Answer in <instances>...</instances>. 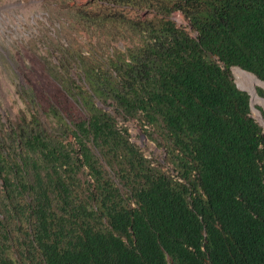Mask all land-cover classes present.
<instances>
[{
    "label": "trees",
    "instance_id": "obj_1",
    "mask_svg": "<svg viewBox=\"0 0 264 264\" xmlns=\"http://www.w3.org/2000/svg\"><path fill=\"white\" fill-rule=\"evenodd\" d=\"M74 18L97 42L63 45L56 92L29 80L28 111L0 114V264H264V0H91Z\"/></svg>",
    "mask_w": 264,
    "mask_h": 264
},
{
    "label": "rangeland",
    "instance_id": "obj_2",
    "mask_svg": "<svg viewBox=\"0 0 264 264\" xmlns=\"http://www.w3.org/2000/svg\"><path fill=\"white\" fill-rule=\"evenodd\" d=\"M90 1L0 0V114L6 122L28 111L20 92L28 86L27 81L56 92L59 82L55 74L49 72L52 62H58L55 51L58 54L63 45L88 50L97 42L98 36L87 32L84 24L74 18V12ZM174 20L178 25H186L179 13L174 15ZM257 106L264 105L253 106L254 117ZM125 125L131 141L149 159L162 164L167 162L164 147L150 137L147 127L131 121Z\"/></svg>",
    "mask_w": 264,
    "mask_h": 264
},
{
    "label": "water",
    "instance_id": "obj_3",
    "mask_svg": "<svg viewBox=\"0 0 264 264\" xmlns=\"http://www.w3.org/2000/svg\"><path fill=\"white\" fill-rule=\"evenodd\" d=\"M252 74V73H251ZM254 75V74H253ZM255 76V75H254ZM258 80H260L261 82H264V81H262L261 79H259L257 76H255ZM237 83V82H236ZM238 85V84H237ZM238 87L241 89V90H244V91H247V90H245V89H243V88H241L239 85H238ZM250 95H251V93L249 92V91H247ZM251 104H252V109H253V103H252V96H251ZM264 107V106H263ZM258 111H259V113H260V117H258L256 114H255V117L261 122V124L264 126V116H263V114H262V111H261V109H258Z\"/></svg>",
    "mask_w": 264,
    "mask_h": 264
}]
</instances>
